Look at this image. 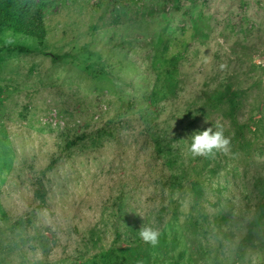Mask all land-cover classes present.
<instances>
[{"label": "rangeland", "instance_id": "obj_1", "mask_svg": "<svg viewBox=\"0 0 264 264\" xmlns=\"http://www.w3.org/2000/svg\"><path fill=\"white\" fill-rule=\"evenodd\" d=\"M33 1L43 40L0 27V264H264V0Z\"/></svg>", "mask_w": 264, "mask_h": 264}, {"label": "trees", "instance_id": "obj_2", "mask_svg": "<svg viewBox=\"0 0 264 264\" xmlns=\"http://www.w3.org/2000/svg\"><path fill=\"white\" fill-rule=\"evenodd\" d=\"M0 27H3L13 33L21 34L35 38L39 41L45 37V26L38 5L33 0H0ZM18 50L25 51V47L18 46ZM69 53L61 55L53 54V60L69 57ZM226 95L239 97L240 93L237 91H228L220 94L216 99L207 97L206 102L212 103L214 100H222ZM81 137H76L70 141L74 145ZM51 165H49L50 167ZM264 207V201H263Z\"/></svg>", "mask_w": 264, "mask_h": 264}, {"label": "clouds", "instance_id": "obj_3", "mask_svg": "<svg viewBox=\"0 0 264 264\" xmlns=\"http://www.w3.org/2000/svg\"><path fill=\"white\" fill-rule=\"evenodd\" d=\"M191 142L188 150L193 155L208 156L214 154L216 151H226L229 140L223 134V128L217 126L215 130L213 127H208L203 131H195L190 136ZM140 239L152 246L158 243L159 230L150 226L140 228L138 233Z\"/></svg>", "mask_w": 264, "mask_h": 264}]
</instances>
